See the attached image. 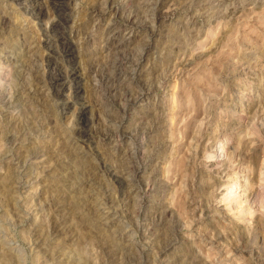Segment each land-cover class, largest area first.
Here are the masks:
<instances>
[{"label":"rangeland","instance_id":"rangeland-1","mask_svg":"<svg viewBox=\"0 0 264 264\" xmlns=\"http://www.w3.org/2000/svg\"><path fill=\"white\" fill-rule=\"evenodd\" d=\"M55 2L0 0V264H264V0Z\"/></svg>","mask_w":264,"mask_h":264},{"label":"bare ground","instance_id":"bare-ground-1","mask_svg":"<svg viewBox=\"0 0 264 264\" xmlns=\"http://www.w3.org/2000/svg\"><path fill=\"white\" fill-rule=\"evenodd\" d=\"M55 4L56 5H63L64 3V0H55ZM135 16V15H134ZM132 16V17H134ZM2 18V17H1ZM4 18V17H3ZM63 16L62 14H59L56 16V19L51 21V23L49 24L48 26V29H47V32H49V34H47V38H50L52 39V34H55L56 37L58 38V40L61 41V47H62V54L64 53L65 55H70L71 54V48H70V45L68 43V36H66L68 34V32L66 31V29L64 28L65 24L63 23ZM135 20V19H134ZM1 25L6 22L5 19H1ZM130 21V20H129ZM134 21H132L133 23ZM136 24V23H135ZM140 25V24H139ZM135 27V26H134ZM136 28H141V25L140 26H137ZM56 39V38H55ZM62 39V40H61ZM57 40V39H56ZM116 62V61H115ZM121 64V63H120ZM106 65V64H105ZM69 66V69L65 72V73H61V72H58V73H54L53 76H51V85L57 89L58 92L61 91V87H60V84H63L62 83V80L63 78L65 77H70V75L72 73H75L74 70H75V67L73 65H68ZM102 68V67H101ZM67 69V67H66ZM112 77V76H111ZM78 86L77 83L74 87ZM108 90V89H107ZM75 91V90H74ZM79 98V97H78ZM83 107L81 106V109ZM84 129V128H83ZM83 129H80V131H78V133H80V135L83 136L84 134V131ZM135 168V167H134Z\"/></svg>","mask_w":264,"mask_h":264}]
</instances>
